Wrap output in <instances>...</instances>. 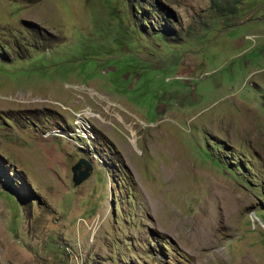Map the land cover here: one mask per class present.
Masks as SVG:
<instances>
[{
	"label": "rangeland",
	"instance_id": "1",
	"mask_svg": "<svg viewBox=\"0 0 264 264\" xmlns=\"http://www.w3.org/2000/svg\"><path fill=\"white\" fill-rule=\"evenodd\" d=\"M0 264H264V0H0Z\"/></svg>",
	"mask_w": 264,
	"mask_h": 264
},
{
	"label": "water",
	"instance_id": "2",
	"mask_svg": "<svg viewBox=\"0 0 264 264\" xmlns=\"http://www.w3.org/2000/svg\"><path fill=\"white\" fill-rule=\"evenodd\" d=\"M91 171L92 166L87 161L80 159L71 168L73 185L75 187L81 185L89 177Z\"/></svg>",
	"mask_w": 264,
	"mask_h": 264
},
{
	"label": "bare ground",
	"instance_id": "3",
	"mask_svg": "<svg viewBox=\"0 0 264 264\" xmlns=\"http://www.w3.org/2000/svg\"><path fill=\"white\" fill-rule=\"evenodd\" d=\"M87 113H88V112H87ZM87 113H86V114H87ZM87 116H88V117H92V116H94V115H92V114H89V113H88V115H87ZM95 116L98 118L99 122H101V120L103 119V118H102L100 115H95ZM99 117H101L102 119L100 120V118H99ZM103 121H104V120H103ZM109 121H110V123H112V122H113L111 119H109ZM102 123H103V125H104V126H106V125H107V126H109V125H110V123H109V124H107V123H104V122H102Z\"/></svg>",
	"mask_w": 264,
	"mask_h": 264
},
{
	"label": "clouds",
	"instance_id": "4",
	"mask_svg": "<svg viewBox=\"0 0 264 264\" xmlns=\"http://www.w3.org/2000/svg\"><path fill=\"white\" fill-rule=\"evenodd\" d=\"M79 129V132L86 133V128L83 125H81Z\"/></svg>",
	"mask_w": 264,
	"mask_h": 264
}]
</instances>
